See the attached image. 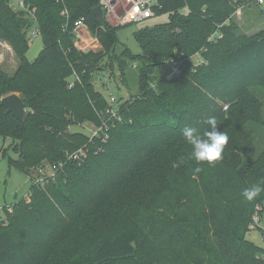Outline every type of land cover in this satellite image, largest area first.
<instances>
[{
  "label": "trees",
  "instance_id": "trees-1",
  "mask_svg": "<svg viewBox=\"0 0 264 264\" xmlns=\"http://www.w3.org/2000/svg\"><path fill=\"white\" fill-rule=\"evenodd\" d=\"M21 1L14 11L0 0V39L19 61L11 76L0 69V102L17 94L27 113L20 122L0 105V137L16 156L8 167L25 172L31 186L27 199L1 211L0 264H264V249L245 238L253 216L264 215V191L252 201L242 196L264 188V167L244 163L252 138L231 117L264 80V31L227 47L237 39L222 25L249 0H155L153 16L168 20L135 34V55L114 53L119 27L93 15L98 0ZM79 19L100 51L74 48ZM32 26L42 50L29 62ZM105 57L123 83L126 60L140 65V93L120 103L119 121L105 116L107 100L92 80ZM170 61L177 74L152 86L154 69ZM211 117L229 142L221 160L198 164L182 130L202 134ZM86 122H108L107 140L69 131ZM77 150L85 156L70 159ZM44 168L48 175H33Z\"/></svg>",
  "mask_w": 264,
  "mask_h": 264
},
{
  "label": "rangeland",
  "instance_id": "rangeland-1",
  "mask_svg": "<svg viewBox=\"0 0 264 264\" xmlns=\"http://www.w3.org/2000/svg\"><path fill=\"white\" fill-rule=\"evenodd\" d=\"M21 0H9V5L14 11H21L19 5ZM63 0H61L62 2ZM155 0L152 1L154 3ZM235 9L229 13L228 17L223 21L222 25L228 29L230 34L233 35L237 40L227 44V47L234 45L238 42H243L245 39H249L255 35L264 31V3L257 5L255 0H249L243 5L235 4ZM233 7V8H234ZM31 18V17H30ZM168 17L166 14L161 16L151 17L147 20L130 23L124 26H118L116 30L117 43L114 47V53L120 55L124 49H128L132 54H139L140 47L135 39V34L139 31L144 30L148 26H153L161 23H166ZM34 26L27 31V40L29 44L28 51L25 55L26 59L31 62L35 60L42 50V40L40 35L34 36ZM216 36H219L218 34ZM0 42L6 44L9 50H12L10 44L1 40ZM5 45H0V65L4 70L11 69V58L10 51ZM14 53V51L12 50ZM15 55V53H14ZM16 56V55H15ZM17 58V57H16ZM18 60V58H17ZM191 62L197 64L201 62V57L197 53L189 58ZM19 62V61H18ZM125 68V81L121 80L120 73L116 70L113 65V69L109 66V60L107 57L103 58L101 62V69L93 74L92 80L95 88L99 91L106 100L110 96L116 98L118 104L130 99L136 95H139L140 88L138 82L139 63L126 60ZM177 63L172 61L157 66L151 77L149 78L152 86L160 79H169L173 75L177 74ZM4 72V71H3ZM247 96L251 98H243L245 100L244 105H240L237 109L233 110L231 114L232 119L237 116L238 121L242 124L241 130L247 132L252 138V144L249 150V156L244 159V163L248 161L256 162L258 165L264 167V80L247 91ZM244 96V95H243ZM242 96V97H243ZM228 104H222V111L225 113V118L229 116ZM255 120H259L254 122ZM96 126L90 122L83 123L81 125L70 126V132H82L87 135H91V132ZM10 139H3L0 137V208L10 207L15 202L20 201L22 198L27 199L31 181L27 174L16 168L8 167V158H15L10 145ZM6 149L7 153L4 155L1 153L2 149ZM84 150H77L74 155H79ZM47 170V169H46ZM45 168L39 171H35L33 175L37 178H42L48 175V171ZM127 197V192H120ZM123 200L122 202H125ZM11 211V209L9 208ZM106 212V210H105ZM104 212V213H105ZM1 214V212H0ZM106 215V214H105ZM2 216V215H1ZM259 219V223L255 226L258 228L250 227L245 238L253 245L264 249V215ZM4 215L2 216V218ZM7 224V220L4 217L3 226Z\"/></svg>",
  "mask_w": 264,
  "mask_h": 264
},
{
  "label": "built area",
  "instance_id": "built-area-1",
  "mask_svg": "<svg viewBox=\"0 0 264 264\" xmlns=\"http://www.w3.org/2000/svg\"><path fill=\"white\" fill-rule=\"evenodd\" d=\"M99 6L103 12V19L105 22L112 27H120L134 22H140L147 20L153 17V0H98ZM257 5H262L264 0H255ZM20 7L23 9V2L20 1ZM61 15L67 19L68 14L67 10L64 8L61 11ZM67 24L64 25L66 27ZM73 34L74 48L81 52H98L101 50V45L98 41L96 34L92 33L83 20L79 19L73 23ZM34 36L39 35V29L34 28L32 32ZM74 79L77 81V76L74 75ZM74 82L69 84V88L73 87ZM118 102L115 97L110 96L107 100V107L104 111L105 116H108L109 119L117 118V121L120 118L117 117ZM109 122V121H108ZM108 122L103 123L100 127H95L91 132V138L94 136H100L102 133L101 139L103 141L107 140V131H108ZM83 153L79 155H71L70 159H77L79 156H82ZM0 208V212H1ZM10 211V210H9ZM253 225L255 226L259 223V219L256 215L253 216Z\"/></svg>",
  "mask_w": 264,
  "mask_h": 264
},
{
  "label": "clouds",
  "instance_id": "clouds-1",
  "mask_svg": "<svg viewBox=\"0 0 264 264\" xmlns=\"http://www.w3.org/2000/svg\"><path fill=\"white\" fill-rule=\"evenodd\" d=\"M209 126L208 130H205L202 134L193 127H185L182 130V136L186 142L191 146V159H194L198 164L206 162L208 164H214L222 159L225 146L229 142L228 135L219 131L217 128V121L215 117H211L207 120ZM178 165L174 164L173 167ZM264 188L260 185H254L243 191L242 196L247 201L254 200Z\"/></svg>",
  "mask_w": 264,
  "mask_h": 264
},
{
  "label": "water",
  "instance_id": "water-1",
  "mask_svg": "<svg viewBox=\"0 0 264 264\" xmlns=\"http://www.w3.org/2000/svg\"><path fill=\"white\" fill-rule=\"evenodd\" d=\"M93 15L99 19H103V12L98 5L92 9ZM0 105L5 108L7 113L11 114L16 120L23 122L26 118V105L17 94H10L1 99Z\"/></svg>",
  "mask_w": 264,
  "mask_h": 264
},
{
  "label": "crops",
  "instance_id": "crops-1",
  "mask_svg": "<svg viewBox=\"0 0 264 264\" xmlns=\"http://www.w3.org/2000/svg\"><path fill=\"white\" fill-rule=\"evenodd\" d=\"M263 25H264V22H263ZM0 45H5L6 46V44H4V43H2V42H0ZM7 47V49L9 50V48H8V46H6ZM10 52V58H11V60H10V62H11V65H12V67H11V69H9L8 68V70H4V68L0 65V69L2 70V71H4L6 74H8V75H13L15 72H16V70L18 69V66H19V62H18V60H17V58H16V56L14 55V53L12 52V50H9ZM263 259H264V256H263Z\"/></svg>",
  "mask_w": 264,
  "mask_h": 264
}]
</instances>
